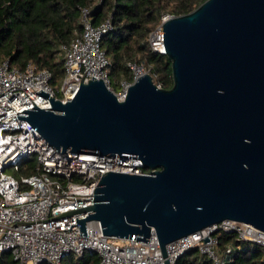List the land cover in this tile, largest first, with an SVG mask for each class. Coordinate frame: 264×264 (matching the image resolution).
<instances>
[{
    "label": "water",
    "instance_id": "obj_1",
    "mask_svg": "<svg viewBox=\"0 0 264 264\" xmlns=\"http://www.w3.org/2000/svg\"><path fill=\"white\" fill-rule=\"evenodd\" d=\"M170 88L149 72L118 100L101 78L79 81L72 98L17 112L59 154L138 158L148 173L107 170L79 234L171 240L219 223L264 230V0H204L162 22ZM133 236V237H134Z\"/></svg>",
    "mask_w": 264,
    "mask_h": 264
},
{
    "label": "built area",
    "instance_id": "obj_2",
    "mask_svg": "<svg viewBox=\"0 0 264 264\" xmlns=\"http://www.w3.org/2000/svg\"><path fill=\"white\" fill-rule=\"evenodd\" d=\"M81 16V29L60 45L66 72L57 90L49 82L48 69L32 61L23 68L11 65L8 58L0 61V254L10 252L15 264H61L69 252L80 256L91 250L98 254V264H175L185 250L196 247L213 264H228L233 247L218 249L219 231L234 232L238 238L264 247V230L231 219L171 240L165 254L153 229L146 242L135 240L134 235L108 236L103 234L99 220H90L85 224L87 236L79 234L75 218L86 215L81 209L92 203L93 188L103 172L143 175L153 170L132 157L71 151L61 155L30 122L17 116L24 108L51 106L47 97L36 92L41 87L49 92L48 96L64 101L73 97L79 81L87 82L94 75L122 100L135 78L150 73L146 66L129 61L132 80L121 79L113 88L110 61L101 46L103 35L112 26L111 19L92 23L86 9ZM172 16L162 12L159 23L149 33L148 42L155 51L165 53L161 25ZM30 154L36 157L35 171L13 175L9 168L18 171L22 159Z\"/></svg>",
    "mask_w": 264,
    "mask_h": 264
},
{
    "label": "trees",
    "instance_id": "obj_3",
    "mask_svg": "<svg viewBox=\"0 0 264 264\" xmlns=\"http://www.w3.org/2000/svg\"><path fill=\"white\" fill-rule=\"evenodd\" d=\"M204 0H0V61L8 58L19 68L34 62L51 72L50 84L58 89L66 69L61 43H67L82 27V10L92 23L110 17L112 26L101 39L110 61L109 80L113 88L119 81L132 80L129 61L146 66L154 83L170 88L172 69L165 53L152 49L148 42L151 30L159 23L162 12L179 15L196 8ZM58 85V86H57ZM30 156V157H28ZM23 172L35 171L36 157L25 155ZM19 170H21L19 168ZM218 249L233 247L228 264H264V247L243 240L230 231L216 232ZM61 264H98V254L85 250L80 256L65 254ZM0 264H15L10 252L0 254ZM39 264H49L45 261ZM175 264H213L212 259L189 248Z\"/></svg>",
    "mask_w": 264,
    "mask_h": 264
},
{
    "label": "rangeland",
    "instance_id": "obj_4",
    "mask_svg": "<svg viewBox=\"0 0 264 264\" xmlns=\"http://www.w3.org/2000/svg\"><path fill=\"white\" fill-rule=\"evenodd\" d=\"M28 157H30V156H28ZM26 161L27 160H25L23 163H21V165H20L21 170L16 171V170H14L13 167H10L9 170L13 173V175H16V176H20V175L25 174L26 172H23V169L25 168V166H27Z\"/></svg>",
    "mask_w": 264,
    "mask_h": 264
}]
</instances>
